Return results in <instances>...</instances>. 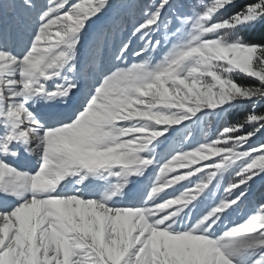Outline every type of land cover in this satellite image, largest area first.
<instances>
[{"label":"snow or ice","instance_id":"1","mask_svg":"<svg viewBox=\"0 0 264 264\" xmlns=\"http://www.w3.org/2000/svg\"><path fill=\"white\" fill-rule=\"evenodd\" d=\"M23 2L37 13L30 42L11 50L19 17L0 28V264H264V203L217 234L264 179V42L233 38L264 23V0L228 17L236 0ZM244 101L242 122L217 127ZM193 118L207 124L194 146ZM170 129L184 138L141 205L117 206ZM230 171L216 207L181 216ZM93 177L115 183L86 196Z\"/></svg>","mask_w":264,"mask_h":264},{"label":"rangeland","instance_id":"2","mask_svg":"<svg viewBox=\"0 0 264 264\" xmlns=\"http://www.w3.org/2000/svg\"><path fill=\"white\" fill-rule=\"evenodd\" d=\"M240 0H236V2H238ZM210 2V0L208 1ZM114 3L116 5H119L120 0H114ZM225 15V14H224ZM231 16V15H230ZM225 17H228V15H225ZM143 18H141L142 20ZM243 28H253L251 26H240L239 28H237L234 33H233V38H235L236 36H238L237 31L239 29H243ZM166 49H162V51L164 52ZM237 79H239V77H237ZM241 83V82H240ZM252 86H259V84H255ZM243 106V107H251V102L248 101H244V102H239L238 106ZM262 105V104H261ZM260 105V106H261ZM260 106H258V109L260 108ZM233 109V108H232ZM257 109V110H258ZM201 116H203L204 114L201 113L199 114ZM195 119L193 118L192 120L189 121H185L184 125H188L190 124L192 121V123H195ZM184 125H180V126H174L175 128L178 129H184ZM197 128L199 127L198 125H195ZM189 129H195L194 126H189ZM175 132L177 131H173V130H169V132L166 134L167 136L170 135L169 138V143L170 146L176 147V141H181L184 138L183 136H177V139H173V137L175 135H173ZM183 133V132H180ZM185 133V132H184ZM191 133H195V136H192V139L197 140L198 142H201L203 140V136H200L199 132H192ZM180 135V134H178ZM181 138V139H180ZM161 140L164 141V138L161 137ZM259 141H263L262 138L258 137L257 138ZM160 144L159 147L154 149V152H150V156L151 155H155V159L158 162L157 165H154L153 167L149 168L147 171H145L144 175L142 176H138V177H133L132 183H129L128 186L130 187H126L124 189V195L123 196H117L114 197L116 199V201H119L117 203V206L120 205H129V202L132 200V198L135 195H138L141 200L138 204H135L134 206H140L143 199L145 198V192L150 190L152 181L154 180L153 175L150 174V176H148L147 178L145 177L146 175H148L149 173H152V168H155L156 166H160V164L162 163L163 159H164V150H163V146L164 143H157ZM163 145V146H162ZM147 155H149V153H147ZM156 176V175H155ZM78 179V177H77ZM237 179V177H235L234 175V171H230L228 173H224L223 175H218L216 178V184L214 187H212L211 191L214 192V195H207L206 199L211 198L212 201H207L205 204L201 205V206H196V205H190L188 208L184 209L183 212H181V216H184V213L187 212L188 213V217H186V219H191L193 217H199L200 215L206 213L207 211H209L211 208L216 207L222 200L223 196H224V189L228 186L229 182L233 181ZM68 180V179H66ZM88 184H87V183ZM85 184L87 185L86 187H83V191L84 194L86 196H91V197H96L99 198L101 197V192H95L93 191L94 189H96V187H99L100 189H104L107 192H109L112 187L113 184L115 183V181H112L111 183L109 181H106V185L105 188H101V185H98V181L96 180H92V178H90L88 181H86ZM264 184V179L261 178H257L255 180V182L251 185L250 190H249V195H248V199L247 201L244 202V204L241 206V208L233 211V210H229L228 213L226 214V217L223 219V225L221 226V228L218 230L217 234H221L224 229L225 226L226 227H231L234 224H239V223H243L248 217L249 215L255 210L258 209L261 203H264V197L262 196V191L259 189L261 185ZM179 187V186H178ZM64 190H66L65 187V182H64ZM74 190V188L72 189ZM133 201V200H132ZM250 257H244L242 259V264H244V262H246L247 260H249Z\"/></svg>","mask_w":264,"mask_h":264},{"label":"trees","instance_id":"3","mask_svg":"<svg viewBox=\"0 0 264 264\" xmlns=\"http://www.w3.org/2000/svg\"><path fill=\"white\" fill-rule=\"evenodd\" d=\"M209 0H205V2H208ZM254 2V0H240L238 2H236V4L234 6H232L230 9H228L227 11H225V15H232L234 12L239 11L241 8L244 7L245 4L247 3H251ZM238 36H244L245 40L248 42H252V43H259V42H264V23L258 25L255 28H243V29H239L237 31ZM239 82L244 83V84H251L250 81H248V79H238ZM252 86V85H251ZM250 109V107H243L242 105L237 106L236 108L230 109L228 112H226L224 114V116L222 117V119H220L219 121H217V127H222L225 123H234L236 121H240L242 122L247 111ZM259 111H264V104H262L260 106V108L258 109ZM193 122V121H192ZM190 123L188 124V126H194L195 129H192L190 131L192 132H199L200 135L202 134V129H206L207 124L206 122H201V123ZM195 125H198L199 127L197 128ZM192 136H195V133H191ZM260 138H262V140L264 141V136H260ZM193 141V139H192ZM181 141H177L176 144L179 145ZM185 147L187 148L188 145H185ZM174 148V147H173ZM172 148V149H173ZM260 190L262 191V196L264 197V184L259 186Z\"/></svg>","mask_w":264,"mask_h":264},{"label":"bare ground","instance_id":"4","mask_svg":"<svg viewBox=\"0 0 264 264\" xmlns=\"http://www.w3.org/2000/svg\"><path fill=\"white\" fill-rule=\"evenodd\" d=\"M76 179V178H75ZM71 180H73V178L71 179ZM104 183H102L101 185H103ZM69 185H70V182H69ZM137 200L135 199L132 203H137L136 202Z\"/></svg>","mask_w":264,"mask_h":264}]
</instances>
